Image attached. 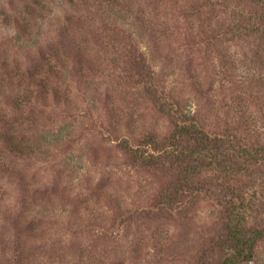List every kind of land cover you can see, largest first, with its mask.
Segmentation results:
<instances>
[{
    "label": "rangeland",
    "instance_id": "374dc122",
    "mask_svg": "<svg viewBox=\"0 0 264 264\" xmlns=\"http://www.w3.org/2000/svg\"><path fill=\"white\" fill-rule=\"evenodd\" d=\"M181 114L232 174L174 154L202 141ZM244 147L264 154V0H0V264H219L229 205L264 230Z\"/></svg>",
    "mask_w": 264,
    "mask_h": 264
},
{
    "label": "trees",
    "instance_id": "16d2710c",
    "mask_svg": "<svg viewBox=\"0 0 264 264\" xmlns=\"http://www.w3.org/2000/svg\"><path fill=\"white\" fill-rule=\"evenodd\" d=\"M180 135L181 137L193 136L200 137L201 144H199L195 150L189 151L187 148L176 147L173 152L175 155H181L190 160V162H202L208 163L221 169L226 175L232 174V171L227 169L225 165L222 164L215 156L210 154V144L213 146L220 147L221 144L225 142L229 143V140L213 139L209 138L205 133L206 128H202L197 122L196 118L191 119L189 115H180ZM24 142L19 138L12 136V148L14 153L25 154L27 153V148L20 146ZM241 152V151H240ZM243 157L249 158L250 160L257 161L264 158V154L260 151H255L252 147H244L242 150ZM242 202H245L241 200ZM250 205V204H248ZM228 215L232 225L228 230L229 239L231 242V256L226 257L219 264H245L247 262H252L256 255L257 243L264 240V230L249 229L248 221L249 216L246 211H242L239 206L231 204L228 206Z\"/></svg>",
    "mask_w": 264,
    "mask_h": 264
}]
</instances>
